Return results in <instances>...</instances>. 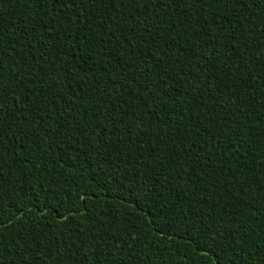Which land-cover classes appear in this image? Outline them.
<instances>
[{
    "label": "trees",
    "instance_id": "1",
    "mask_svg": "<svg viewBox=\"0 0 264 264\" xmlns=\"http://www.w3.org/2000/svg\"><path fill=\"white\" fill-rule=\"evenodd\" d=\"M0 0V264H264L260 0Z\"/></svg>",
    "mask_w": 264,
    "mask_h": 264
},
{
    "label": "snow or ice",
    "instance_id": "2",
    "mask_svg": "<svg viewBox=\"0 0 264 264\" xmlns=\"http://www.w3.org/2000/svg\"><path fill=\"white\" fill-rule=\"evenodd\" d=\"M77 3V0H71V3H68L66 6L67 7H72V4ZM258 7H264V0H260V4L258 5Z\"/></svg>",
    "mask_w": 264,
    "mask_h": 264
}]
</instances>
